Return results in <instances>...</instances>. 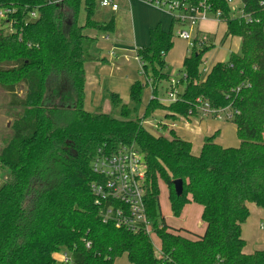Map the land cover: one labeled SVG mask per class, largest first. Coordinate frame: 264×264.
I'll use <instances>...</instances> for the list:
<instances>
[{"label":"trees","instance_id":"16d2710c","mask_svg":"<svg viewBox=\"0 0 264 264\" xmlns=\"http://www.w3.org/2000/svg\"><path fill=\"white\" fill-rule=\"evenodd\" d=\"M52 1L0 0V6L18 8L16 32L0 34V87L9 106L20 108L0 148V166L8 171L0 186V264H117L125 254L130 264H264V250L246 253L241 234L249 202L264 208V0H235L251 22L228 0L209 1L211 11L222 14L226 36L241 38L240 51L202 78L200 66L214 44L193 42L180 71L186 74L183 89L168 104L158 91L170 78L165 57L178 23L151 29L149 45L136 49L145 81L132 84L133 105L110 93L120 117L85 108V65L99 59L91 49L99 33H114L115 19L95 18L100 0ZM26 5L39 12L29 23ZM149 83L153 96L143 115L133 117ZM200 101L238 111L232 121L239 146H223L214 134L194 154L192 143L175 130L168 137L143 124L158 109L172 120L198 116ZM133 144L147 164V213L160 252L152 237L104 222L91 188L99 179L91 166L98 149ZM158 177L168 185L176 216L191 203L203 206L204 233L171 229L161 211ZM176 179L184 182L180 196ZM59 253L71 261H60Z\"/></svg>","mask_w":264,"mask_h":264},{"label":"crops","instance_id":"0c3cea01","mask_svg":"<svg viewBox=\"0 0 264 264\" xmlns=\"http://www.w3.org/2000/svg\"><path fill=\"white\" fill-rule=\"evenodd\" d=\"M116 1L119 3V9L117 11H113L109 7H101L102 9L97 10L95 14V18L101 21H108L113 17L115 19V31L112 36L110 34L102 36V41H99L100 38L98 36L97 48L99 49V52L96 51L93 53L96 54L99 59L88 62L85 65V108L90 111H96L99 108H102L104 101H106L107 104H111V92L118 93L124 103L128 104L131 102L130 89L132 84L137 80L145 81V78L141 73V64L139 65L140 62L138 61V63L136 61L137 65L132 63L129 59L128 53L133 52L136 54V49L149 45L151 29L160 26L164 30H169L173 21L170 12L160 9L145 1ZM84 18H81L80 22H83ZM223 23L225 24V29L220 34L219 27ZM226 29L227 25L224 21L208 19L204 23L201 22L197 27V36L199 37L201 32H206L214 35L215 40L218 38L216 37V34L217 36L221 35V44L232 42L234 37L226 36ZM92 34L96 35L94 31ZM185 41L187 42L186 49L182 51L179 49L177 54L175 49H171V53V50L169 51L165 57L166 64L170 62L172 58L178 56L177 59H179V63L182 62L180 68L183 67L184 59L190 52V49L188 48V44L190 45V43L187 40ZM212 50L205 55V63L207 62V55ZM135 57H137V55ZM164 71L170 75L174 73L168 71L167 68H165ZM168 86L169 83L166 80L165 83H160L158 91L159 100L166 104L169 103V101L166 100V91ZM182 89L183 86H180L179 91H182ZM152 96L153 88L150 87L149 99L147 100L148 102ZM162 110H156L151 116V118L153 116L155 118V114H159L164 117V119L160 118L154 126L162 130H175L181 138L192 143V150L194 154H199L206 139L214 134H216L215 140L223 146L237 147L240 144V139L237 135V125L233 121L219 120L214 117L203 118L200 116H193L190 118L179 116L176 120H172L166 117V110ZM144 111H141L142 115ZM151 118L147 119L146 126L153 132H157L149 127L152 125ZM179 119H183L184 121L179 126L178 132L174 128L178 126L176 121ZM193 204L196 203H191L189 206ZM248 207L249 217L241 225V234L242 238L245 240L244 251L251 254L257 250H264V229H261L260 227V223L264 217V208L257 206L253 202H249ZM203 226L205 227V222L198 221L197 229H200ZM118 259L117 264H119Z\"/></svg>","mask_w":264,"mask_h":264},{"label":"built area","instance_id":"2783aa9c","mask_svg":"<svg viewBox=\"0 0 264 264\" xmlns=\"http://www.w3.org/2000/svg\"><path fill=\"white\" fill-rule=\"evenodd\" d=\"M49 1L53 2L52 0ZM142 1L170 12L174 21L178 24L188 25L190 29L198 27L202 21L210 18L223 21L220 12L213 13L211 11L210 0H200L197 5L186 0ZM228 1L232 4V9L237 15L244 17L248 22L253 20L250 15L244 13L243 9L235 3V0ZM99 6L109 7L113 11L119 9V3L116 0H100ZM24 9L26 11L24 15L26 23L38 18L37 8H30L26 5ZM17 12L18 8L14 5L0 6V34L10 35L16 32ZM177 34L189 41L190 46L193 45L191 31L179 29ZM136 58L140 62L139 57ZM183 76H186L184 72H179L176 76L170 75L168 79L169 86L166 91L167 101H176L179 94L180 80ZM197 110L200 117H214L224 121H232L238 113L230 105L214 108L206 101H200ZM143 124L146 125L147 120H144ZM91 166L93 171L99 175V179L92 182L91 188L95 196V203L101 207L103 221L106 223L113 222L117 227L126 228L134 234H144L152 237L154 227L147 213L145 197L147 164L140 149L135 144L122 145L112 152L100 147L92 159ZM260 227L264 229V217ZM87 245L90 246V243H87ZM157 249L159 252L161 251L160 246ZM58 258L65 263L71 261L66 253Z\"/></svg>","mask_w":264,"mask_h":264},{"label":"rangeland","instance_id":"374dc122","mask_svg":"<svg viewBox=\"0 0 264 264\" xmlns=\"http://www.w3.org/2000/svg\"><path fill=\"white\" fill-rule=\"evenodd\" d=\"M102 9L100 6L97 8V10ZM84 13L83 11L80 14V19L84 18ZM33 18V17H32ZM212 18H210L209 20H211ZM214 20V19H213ZM207 21L204 20L202 21L203 23ZM225 24L223 23L220 27H219V33L221 34L224 29H225ZM179 29H185L188 31L192 32V42H195L197 40V46L200 47V43L201 42H207L209 44H214V47L211 49L212 51L207 55L206 60L207 62L202 64L200 66V71H201V75L202 78H205L209 69L212 67V65L219 61V60H228L230 57V54L232 52H239L240 48H241V42H240V38L239 37H234L232 42H226V43H220V38L221 35L216 34V40L214 35L209 34V33H200L199 37L197 36V27L190 29V27L188 25H182V24H177L175 29H174V45H173V49L176 50V54L177 51L180 49L181 51L186 49L187 47V42L182 39L181 37L178 36L177 34V30ZM113 33H110V35L112 36ZM105 33H99V41H102L103 39L101 38L102 36H104ZM97 43L98 41L95 42V44L92 47V52H99V49L97 48ZM188 48L191 51V46L188 44ZM172 50L170 51V53L172 52ZM210 51V50H209ZM208 51V52H209ZM103 52V51H102ZM207 52V53H208ZM190 53V52H189ZM206 53V54H207ZM129 54V59L131 60L132 63L136 64V61L138 62L137 58L135 57L136 54L135 53H128ZM205 54V55H206ZM178 56H175L174 58L171 59L170 62L167 63L166 68L168 69V71L170 72H174L173 76L178 75V73L180 72V70L182 68H180L182 62L179 63V59H177ZM139 63V62H138ZM137 65V64H136ZM140 65V63H139ZM141 69V73H142V67ZM148 72L151 74L152 72V67L148 66ZM143 74V73H142ZM143 77L145 78V75H143ZM165 81H163V83H165ZM152 87L151 83L148 84V86L143 90V95H142V101L141 103L138 105L137 110L133 113V117H138V116H142V112L144 111V109L146 108V104H147V100L149 99V88ZM9 101V95L7 94V92L0 87V148L3 146L4 140L9 138L10 135L12 134L11 131V123L13 122L14 118H15V114L17 112L20 111V108H11L8 104ZM128 104L133 105L131 102H129ZM102 110L104 112L107 113H113L115 116L120 117V112L119 110H113L111 104H107L106 101L103 102L102 105ZM162 110V109H160ZM163 111V110H162ZM163 118V116H160L159 114H155V118L154 116L151 118V122L152 125L149 126L151 127V129H154V131H157L159 133L165 134L168 137H170V130H162V129H158L156 128V126H154L155 124H157V121ZM183 119H179L176 121V123L178 124V126L174 129H176L179 132V126L181 125V123H183ZM169 122V121H168ZM8 175V171L3 169L0 166V186L4 183L5 178ZM158 183H159V187H160V203H161V211H162V215L165 217L167 223L171 226L172 230H177L179 228H184V229H188L189 231H192L194 233H204L205 227L203 226L200 229H197V223L198 221H202V211L203 208L201 205L198 204H193V205H188L184 211L182 212V214L180 216H176L172 209H171V204H170V200H169V188L168 185L166 184V182L158 177ZM184 231V230H183ZM184 233V232H183ZM152 241L155 245V247H159L161 245V241L159 239V237L157 235H152ZM60 255H63V253H59L58 257H60ZM119 264H130L128 257L125 255L121 256L118 259Z\"/></svg>","mask_w":264,"mask_h":264},{"label":"water","instance_id":"95a60500","mask_svg":"<svg viewBox=\"0 0 264 264\" xmlns=\"http://www.w3.org/2000/svg\"><path fill=\"white\" fill-rule=\"evenodd\" d=\"M174 189L178 196L182 195L184 191V182L182 179L174 180Z\"/></svg>","mask_w":264,"mask_h":264}]
</instances>
